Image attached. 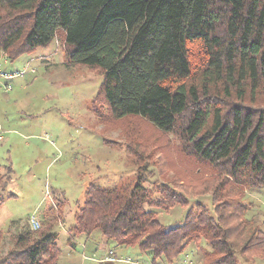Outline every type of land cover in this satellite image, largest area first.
<instances>
[{
    "label": "trees",
    "instance_id": "1",
    "mask_svg": "<svg viewBox=\"0 0 264 264\" xmlns=\"http://www.w3.org/2000/svg\"><path fill=\"white\" fill-rule=\"evenodd\" d=\"M57 34L72 65L101 70L94 100L115 117L177 128L191 154L237 183L264 186V108L245 98L264 84V0H0V56L15 60ZM142 182L128 192L88 186L71 236L99 230L118 246L148 252L151 264H173L205 236L212 250L205 264H238L218 207L214 217L197 206L166 229L144 208L160 198L153 202ZM33 231L17 235L25 247L15 264H40L49 246L59 250L56 232ZM251 244L258 250L256 239Z\"/></svg>",
    "mask_w": 264,
    "mask_h": 264
},
{
    "label": "rangeland",
    "instance_id": "2",
    "mask_svg": "<svg viewBox=\"0 0 264 264\" xmlns=\"http://www.w3.org/2000/svg\"><path fill=\"white\" fill-rule=\"evenodd\" d=\"M67 56L60 34L15 60L0 56L2 72L26 69L0 77V264L23 259L17 235L32 231V216L40 222L34 234L57 233L59 250L49 246L40 264H151L148 252L118 246L99 230L70 231L88 186L128 192L138 177L153 202L160 198L144 208L166 229L183 224L187 212L196 215L197 206L216 217V206L237 263L264 264V186L237 183L200 160L177 128L164 132L138 116L115 117L99 96L94 100L101 70L72 65ZM245 98L264 108V84ZM231 202L237 206L228 208ZM210 252L201 236L173 264H205Z\"/></svg>",
    "mask_w": 264,
    "mask_h": 264
},
{
    "label": "built area",
    "instance_id": "3",
    "mask_svg": "<svg viewBox=\"0 0 264 264\" xmlns=\"http://www.w3.org/2000/svg\"><path fill=\"white\" fill-rule=\"evenodd\" d=\"M25 71H26V69L22 70V71H16V72H13V73H5V72H2L0 70V77H3L5 79H10L12 77H16V76L22 75ZM29 223H30V227H31L32 230H38L39 227H40V222L34 216H32L29 219Z\"/></svg>",
    "mask_w": 264,
    "mask_h": 264
}]
</instances>
